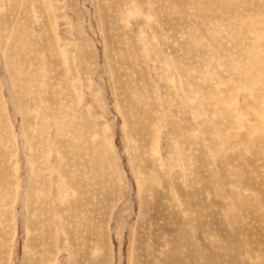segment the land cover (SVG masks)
Instances as JSON below:
<instances>
[{
  "label": "rangeland",
  "instance_id": "374dc122",
  "mask_svg": "<svg viewBox=\"0 0 264 264\" xmlns=\"http://www.w3.org/2000/svg\"><path fill=\"white\" fill-rule=\"evenodd\" d=\"M50 262L264 264V0H0V264Z\"/></svg>",
  "mask_w": 264,
  "mask_h": 264
},
{
  "label": "bare ground",
  "instance_id": "6f19581e",
  "mask_svg": "<svg viewBox=\"0 0 264 264\" xmlns=\"http://www.w3.org/2000/svg\"><path fill=\"white\" fill-rule=\"evenodd\" d=\"M59 218H60V217H59ZM27 230H28V229H27ZM41 242L43 243L44 241H41ZM46 242H47V241H46ZM48 243H49V242H48ZM49 245H50V244H49ZM41 246H42V245H41ZM53 247H54V245H53ZM41 249H42V248H41ZM41 249H40V250H41ZM45 250H47V248H46ZM42 251H43V250H42ZM46 253H47V252H46ZM51 254H52V253H51ZM54 254H55V252H54ZM32 255H33V254H32ZM34 255H35V254H34ZM30 256H31V255H30ZM55 257L57 258L58 256H55ZM31 258H32V256H31ZM56 258H55V259H56ZM33 259H34V258H33ZM55 259H54V260H55ZM55 261H57V259H56ZM50 263H51V262H50ZM52 263H53V262H52ZM52 263H51V264H52Z\"/></svg>",
  "mask_w": 264,
  "mask_h": 264
}]
</instances>
